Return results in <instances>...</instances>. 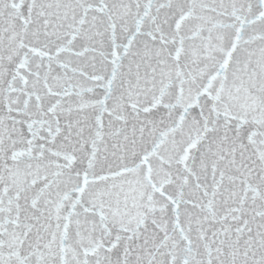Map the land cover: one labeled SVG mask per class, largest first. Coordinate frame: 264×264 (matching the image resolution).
<instances>
[{"label":"snow or ice","instance_id":"snow-or-ice-1","mask_svg":"<svg viewBox=\"0 0 264 264\" xmlns=\"http://www.w3.org/2000/svg\"><path fill=\"white\" fill-rule=\"evenodd\" d=\"M0 264H264V0H0Z\"/></svg>","mask_w":264,"mask_h":264}]
</instances>
